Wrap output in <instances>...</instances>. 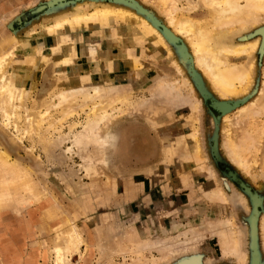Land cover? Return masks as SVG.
Listing matches in <instances>:
<instances>
[{
  "label": "rangeland",
  "instance_id": "374dc122",
  "mask_svg": "<svg viewBox=\"0 0 264 264\" xmlns=\"http://www.w3.org/2000/svg\"><path fill=\"white\" fill-rule=\"evenodd\" d=\"M91 1L97 0H0V23H5L0 45L21 41L22 72L27 70L34 82L24 96L26 106L48 110L47 129L63 117L60 108L54 109L60 89H77L81 97L75 113L56 121L52 128L57 132L48 130V153L37 137L14 140V129H2L0 117V144L17 162L0 155V200L6 203L0 206V264H51V249L64 245L73 228L84 243L72 254L71 264H264V104H251L264 89V55L254 53L251 86L235 101L227 121L209 108L219 96L195 66L184 38L164 48L138 19L117 17L72 27L59 36L43 33V22L71 13L78 4H84L82 12H91ZM192 1L197 6L184 15L204 19L208 9ZM101 3L131 8L160 30L167 25L165 15L148 0ZM256 30L236 34L232 42L251 41ZM247 57L231 61L241 65ZM21 76L24 81L26 74ZM125 97L127 104L116 102ZM83 98L89 102L84 107ZM99 100L116 102L115 109L107 108L109 125L96 128L100 136L109 132L116 138L105 156L103 137L95 139L97 133L95 141L85 139L90 105L100 106ZM238 107L250 111L239 113ZM77 136L82 137L81 148L72 143ZM88 157L95 158L91 172ZM238 162L245 163L242 169ZM213 190H221V196ZM253 196L259 197L258 205ZM226 233L233 237L228 245ZM185 235L196 239L186 246ZM233 241L237 251L230 247ZM176 242L182 244L171 249ZM100 251L107 253L105 260Z\"/></svg>",
  "mask_w": 264,
  "mask_h": 264
},
{
  "label": "bare ground",
  "instance_id": "6f19581e",
  "mask_svg": "<svg viewBox=\"0 0 264 264\" xmlns=\"http://www.w3.org/2000/svg\"><path fill=\"white\" fill-rule=\"evenodd\" d=\"M148 1L150 2V5H153V7H155L161 14H164L165 17L167 18V25L163 27L162 30H160L154 23H152L148 19L140 17L137 13L133 12L131 8H125L123 6L116 5L114 3L113 4H102L101 3L102 0L91 1L93 3L94 10L88 13L82 12V10L84 9L83 7L84 4H78L77 6H74V8L72 9L73 11L71 13L54 15L42 23L41 29L43 33L46 34L48 37H53V36L61 35L65 30H71L72 27H77V28L81 26L89 27V26H94L95 23L104 24L105 21L111 17H117L120 19L135 18L136 20L138 19V21H140L139 23L144 28L146 33L149 36L155 38L158 44L161 46H164V48L168 47L171 44H175L179 42L181 38H184L185 42H187L189 48L191 49V53L193 54L195 66L198 69H200L205 75H207V78H209L212 88L216 91L217 95L219 96V98L217 99L210 100L209 108H211L213 111H215L219 115H224V118H226V120L228 121L227 118L229 116V113L236 106L235 101L239 100V96L244 94L243 92L246 91V89H249V87L251 86V84L250 85L248 84H249V81L251 80V75L254 74L253 71L255 67V61H254L255 58L254 59L252 58L254 53L260 52L261 54L264 55V0H199V2L203 3L204 6L208 9L207 16L204 19H200V20L187 17L184 15V12H187L190 9H194L197 6L196 2L194 3V1L192 0H188V2H186L187 0L185 1V3H187L188 5L187 4L181 5L183 0H148ZM180 5L182 7H180ZM185 5L188 7H186ZM7 20L9 19L7 18L4 19L5 22ZM4 24L5 23L3 22L0 23L1 28L3 27ZM251 27H255L257 29L256 30V33L258 34L257 37L247 42H239V43L232 42L234 35L239 34L241 32H246ZM240 37H243V36L241 35ZM38 41L39 43L44 42L41 38H39ZM30 45H35V41H30ZM57 45H58V42L56 39L53 46H57ZM19 46H22V47L24 46L23 44H21V41L19 40L9 41L6 44L0 45V117L2 119L1 120V125L3 127L2 129L11 130L13 128L14 133H12L11 135L16 141H22L24 138H27V137L28 139L29 138L33 139V137H37L38 141L37 139L36 141L38 142V144L39 145L42 144V146L44 147V150L48 153L49 150H47V147L49 145V138H50L48 137V130L55 129L56 124H58L56 121L63 120L65 116L68 117L78 110L77 108L79 104H77V99L80 97V96L78 97V94H80V92H78L77 89H71L66 92H64L65 90L62 92V89H60L59 91H61L62 93L57 91L60 93L57 97L59 100V103L56 104L57 106H55L54 109H56L55 111H57V108L58 109L60 108L62 112L61 113L58 112V113L62 114L63 117L60 115L62 117L61 119L59 118L60 120L58 119L56 121L54 120V122L52 121L53 126L51 124V127L49 128L48 127L50 124L48 122L49 112L48 110H46V107L48 106V104L47 106L45 105V109H43L44 111L46 110L45 113L43 111L32 110L28 108V106H26V103L28 101L25 103L24 96L27 93L28 89L32 90L34 88V84H33L34 82H32V79L30 75L28 74L27 70H26V73H25V69L22 72V69L24 67L23 58L25 57V53L23 52L22 49L19 50ZM242 55H246L248 56L247 58H249L245 61V63L241 65L239 63L238 65L231 61L233 58H236ZM20 60H23V61H20ZM173 63L175 62L173 61ZM137 64L138 63L136 62V65ZM38 66L40 67V63H38ZM37 71H39V68ZM21 73H23V75L26 74L24 81L22 80ZM26 78H27V82L25 81ZM246 86H249V87H246ZM95 92L96 94L99 93L97 89H95ZM246 92L248 93V90ZM260 92H261L260 99H258L257 101L255 100L253 101V103H251L252 105H254V107L255 105L257 107L259 106L261 107V105L264 104V89ZM247 93H245V95ZM86 97L88 98L90 96H86ZM117 101L118 102L122 101V103L124 104H127L126 102H129L126 97L124 98V100H121L120 98H118L116 102ZM87 102H85V99H84V102L82 101L81 105L84 107L83 104ZM106 102L107 101L101 104V101L99 100L98 103L101 105L99 106L97 103L98 107L94 106L93 108L91 107L92 105L89 104L91 108L89 109L91 110V112L90 110H88V112L90 113L87 114L88 115L87 116L88 120L86 119L87 124L85 122V124L87 125L86 126L87 135L85 136V139L89 143H91L92 141H95L94 140V138L96 137L95 135H97V133L100 132V130L96 132L97 130L96 128L98 127L99 124L106 126V124L110 123L109 121L110 112L109 113L107 112L108 111L107 108H109L110 110L115 109L113 104L116 102H114L113 104H112V101L109 102L111 104H108V103L106 104ZM51 103H50V106H48V109L49 107L50 108L54 107V102L52 104ZM245 110H246L245 108L241 107V109H239V113L240 111L244 113L246 112ZM248 111H250V109ZM251 112L253 111L251 110ZM258 112H259V109H258ZM23 121L26 122V124L22 127ZM45 122L48 123L47 129L45 127L46 126ZM103 123L104 124L106 123V124L104 125ZM73 125L75 128V124ZM84 126L83 128L85 129L86 127ZM101 126L100 128H102ZM52 127H55V128H52ZM58 130H60V128H58ZM101 130H104V129H101ZM54 132H57V130ZM78 134L80 135V133H77V135ZM98 135L99 137L95 139H99L100 137L104 138V143L102 144V153H103V156H105L106 154L104 155V150L108 146H115L116 138L113 135H110L109 132L106 134L105 133L102 134V136H100L101 133H98ZM181 135L184 136L183 134ZM52 136H53V133H52ZM72 137H74V135H72ZM77 137L72 139L75 141L72 143L76 144V146L80 145L79 147L81 148L80 143H81L82 137H78V138ZM229 140L231 141L230 138ZM51 141L52 140H50V142ZM230 141L229 143H232ZM60 142H63V141L60 140ZM230 147H231V144H229L228 148L230 149ZM0 149H1V154H0L1 157H4L5 159L11 161L13 164L17 163L11 158L7 149H5L2 144H0ZM78 151H81V150H78ZM199 151L200 150L198 149V156L201 154V151L200 153ZM194 156L195 155H193V157ZM200 157L201 155L199 156V159H201ZM90 159L91 158L88 157L87 160H89L90 162L94 160L95 158L91 160ZM199 163H201V161ZM92 164L93 163L90 162L87 167L91 169ZM238 164H237L238 167H240L241 169L245 165V163H242V162H238ZM3 166L5 167L8 166L6 170L10 169L11 171L13 169L12 165L11 167L9 165H3ZM87 170L85 168V171ZM89 171L90 172L93 171V168L92 170H89ZM89 171L87 172L88 174H89ZM1 185H2V181H1L0 186ZM218 191L219 192L213 190V193L217 192V194L219 195L221 193V190H218ZM2 196L3 195L0 193V199H2ZM220 196L221 195H219V197ZM241 197L245 201L244 196H242V194H241ZM253 203L254 205H258L260 203V199L258 196H253ZM3 205H6V203L0 200V206H3ZM227 233L223 235L224 240H226V242L227 240L229 241V239L233 240V237L230 238L229 235L227 236ZM65 236H66V241L64 245L60 246V245L55 244V246H53V248L51 249V255H52L51 264H71L70 258L72 254L75 251H77L79 247L84 243L82 235L78 232L76 228H73ZM185 236L187 237V235ZM195 239H196V236L194 237L189 236L182 242L183 244L186 245L187 242L191 243V241H194ZM182 242L181 243L176 242L173 248L170 245L171 249H177L178 247L176 248V244L177 243L182 244ZM226 242L223 243L222 245L226 244ZM233 242H234L233 246H230L231 244L229 246L231 247V249L233 247V250H236L237 247H239L238 242L237 241H233ZM227 245H228V242H227ZM101 250L103 251V249ZM105 251H103V253ZM109 251L110 249L107 252ZM105 254H102L101 252V260H105L106 258ZM243 257L244 256L239 257V261L240 260L242 261Z\"/></svg>",
  "mask_w": 264,
  "mask_h": 264
}]
</instances>
